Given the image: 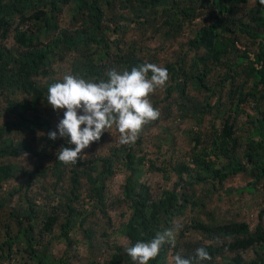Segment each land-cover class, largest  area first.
<instances>
[{"label": "trees", "instance_id": "trees-1", "mask_svg": "<svg viewBox=\"0 0 264 264\" xmlns=\"http://www.w3.org/2000/svg\"><path fill=\"white\" fill-rule=\"evenodd\" d=\"M248 1L182 0L179 2L172 0L169 3V0H0V39L6 38L13 29L14 39L21 48L20 51H11L0 43V90L18 91L26 96H34L36 103L48 102L49 86L40 88L35 80L50 76L52 73L50 62L58 54L55 51L59 48L56 40L44 43L42 36L52 26V19L65 4H75L74 18L76 22L81 23L82 31L72 37L63 36V44L66 46L64 49H73L78 54L72 67L74 73L95 82L108 78L104 67L95 64V61L104 63L103 60L111 54V38L108 36L110 30L105 29L106 22H104L107 9L122 7V9L130 10L137 18H141L148 5L154 9L159 6L160 11L154 12L155 17L152 23L155 19L165 18L164 24H167L169 28L167 32L174 35L180 32L186 22L190 23L200 18L211 20L210 23L201 26L195 37L187 42L188 51L165 66L169 73L168 91L176 92L178 95L175 104L180 107L178 111L180 120L196 117L200 122L207 115H214L216 119L221 120L218 128L214 124L216 119L210 123L213 139L209 153L201 150L199 154H195L191 161L193 169L183 164L177 165L174 170L177 177V189L163 193L157 200L152 197L149 188L139 182V170L135 162L137 159L134 150L142 144L141 137L146 124L135 143L123 144L122 148L115 151L109 158L100 159L101 173L98 172L94 163L82 161L79 158L77 164L65 165L58 161L56 155L54 165L51 167L55 185L59 187L68 178L71 186L63 202L51 212V216L44 218L42 234L52 230L60 215H64L65 224L62 229L65 233L77 223L83 222L80 203L84 180L88 185L87 197L95 203L97 209L104 211L107 182L117 170L122 168L130 174L122 196L131 212L127 223L123 226V233L131 246L140 241L147 242L157 232L169 228L173 220L182 216L189 206L201 207V203L195 199L196 194L190 191L195 184L208 185L217 182V185L221 186L229 176L247 173L255 182H262L264 187V5L260 3V0H254V12L249 17L247 15V18H237V8L247 4ZM136 6L137 11L133 10ZM149 25L151 26V23ZM110 27V24L107 25V28ZM121 28L119 24H116L114 33ZM243 38L249 39L257 46L252 60L246 51L239 52L234 46L235 43L242 44ZM187 52L194 55L188 59ZM120 57L122 58V54ZM142 63H144L142 59L130 53L125 58L123 67L130 71L133 66H139ZM104 64L107 66L105 69L110 68L109 64ZM218 65L224 68L223 75L214 86H211L206 81V77L211 67ZM226 82L229 86L224 85ZM190 84L194 85L197 91L207 92L208 95L204 96L202 101L188 104L190 101L187 100L185 92ZM215 92L219 94V97L212 102L209 98ZM245 106L251 107L253 115L244 114ZM30 109L32 113L36 112L31 106ZM12 115L17 116L20 124L31 132H45L50 147L52 149L57 147L47 135L52 131L49 120L41 121L39 117L28 120L16 113ZM240 116H244V122L241 124ZM13 129H15L14 124L10 125L6 131L0 132V139ZM238 133L243 136L245 142L241 156L243 162L235 156L237 150L241 148ZM59 146L60 148L75 147L67 143V138ZM25 154L38 160L44 157L43 153L16 148L8 140L3 141L0 147V160ZM209 156L216 160L224 157L229 161L228 165L217 169L215 163L207 159ZM143 161L144 158L138 160L141 164ZM158 171L163 172L159 169ZM192 172H196L195 178L191 176ZM0 174L4 180L8 177L5 168H0ZM33 177L32 173L28 174L27 187H30ZM247 190L252 192V188ZM263 215L264 208L261 211V217ZM33 216L31 205L28 206V211H20L16 215L11 213L10 217L16 219L22 235L11 237L6 233L3 246L7 247L8 253L11 251L19 255L24 253L29 262L47 264L45 251L36 250ZM186 230L198 232L209 244L189 247L188 251L180 248L178 244L175 247L165 244L150 264H165L170 250L173 254L179 252L185 258L194 257L196 249L200 247H204L211 256V260L202 261L201 264H214L226 254L234 255L231 262L227 264H243L241 253L256 246H264V225H259L254 231H250L248 225L243 222L213 226L196 222ZM20 239L26 244L22 252L13 250L15 242ZM2 249H0L2 252L0 259L4 255ZM128 260V255L118 248L108 264H122ZM256 263L264 264V257Z\"/></svg>", "mask_w": 264, "mask_h": 264}, {"label": "rangeland", "instance_id": "rangeland-1", "mask_svg": "<svg viewBox=\"0 0 264 264\" xmlns=\"http://www.w3.org/2000/svg\"><path fill=\"white\" fill-rule=\"evenodd\" d=\"M175 1L181 2L182 0ZM171 2L172 0H169V3ZM254 6V0H249L247 4L239 6L236 17L247 18V15L249 17L254 12ZM133 10L137 11L138 7L136 6ZM155 11H160V7L154 9L148 5L142 17L137 18L130 10L122 9V7L106 10L104 22H106L105 29L110 30L108 36L111 38V54L103 61L109 64L110 68L105 69L107 66L104 63L95 61L99 67H104L105 75L112 68L124 70L123 62L130 53L136 54L144 62L165 67L167 64L173 63L177 56H183L182 54L188 51L187 42L195 37L201 26L211 22L210 19L204 18L195 19L190 23L186 22L180 32L174 35L167 32L169 28L167 24H164L165 18L155 19V22L152 23ZM74 14V3L63 5L52 19V26L42 36L44 43L56 40L59 48L55 51L58 54L50 62L52 70L50 76L35 80L40 88L61 81L66 74L79 76L74 73L72 68L78 54L73 49H64L66 46L62 40L65 35L72 37L82 31L81 23L75 21ZM109 24L111 27L107 28ZM116 24L122 28L114 33ZM0 43L11 51L21 50L14 39L13 29L6 38L0 39ZM234 46L239 52L246 51L250 60L253 59V55L257 51L256 44L246 38L242 39V44L235 43ZM187 53L188 59L194 55V53ZM120 54H122V58ZM223 70L222 65L211 67L206 77L208 84L214 86L221 79ZM224 85L229 86V83L226 82ZM169 86L170 83L167 81L166 86L158 88L150 95L149 99L153 106L159 110L160 115L158 119L146 124L141 137L142 144L134 150L137 159L135 162L139 170V182L149 188L155 200L159 199L163 193L177 189V177L174 173L177 165L183 164L193 169L191 164L193 156L199 154L201 150L209 153L213 139L210 123L217 118L214 115H207L200 122L196 117L180 120V115H178L180 107L175 104L178 95L176 92L170 93ZM185 93L187 100L190 101L188 104L202 101L203 97L208 95L207 92L197 91L192 84L187 86ZM218 97L219 94L215 92L209 100L214 102ZM30 106L36 111L35 113H32ZM243 110L246 112L244 114L253 115L250 106H245ZM64 111L54 110L48 103H36V97L31 95L26 96L18 91L0 90V132L6 131L12 124L15 125V129L2 136L0 147L3 141L8 140L16 148L30 149L35 153L44 154L40 160L28 154L20 157H5L0 160V168H5L8 176L4 180L0 174V249L3 247L4 252L0 264H35L29 262L24 253L21 255L16 254L15 251L8 253L7 247L3 246L6 233L11 237L22 235L16 219L10 217V214L16 215L20 211H28L29 205L32 206L34 212L33 237L37 244L36 250L45 251L47 264H108L113 255L117 253L118 248L126 253L125 249L131 246L123 233V226L131 214L128 204L123 201L122 196L130 174L123 168L117 170L116 174L107 182L104 211L97 209L95 203L87 197L88 185L84 180L80 203L83 222L77 223L69 232L65 233L62 229L65 224L64 215H60L52 230L42 234L44 218L51 216V212L57 208L59 203L63 202L64 196L68 195L71 186L70 181L66 178L64 183L57 187L51 171L54 158L60 149L59 145L65 139V137H60L58 132V124L63 118ZM12 113L22 115L28 120H33L35 117H39L41 121L49 120L51 130L57 132V139L53 140L57 147L55 149L50 147L45 132H31L21 125L18 117H14ZM216 120L214 124L218 128L221 120ZM243 122L244 116H240L239 123ZM238 136L241 148L237 150L235 156L240 162H243L241 156L245 142L240 133ZM119 140L120 133L113 125L111 129L102 134L98 141L91 143L83 150L80 159L94 163L98 172L101 173L100 159L109 158L115 151L121 149L123 144ZM141 158H144L142 164L138 162ZM207 159L212 160L217 169L228 165L229 162L224 157L216 160L209 156ZM29 173H32L34 177L30 187H27ZM195 175L196 172L191 173L193 178ZM250 188H252V192L247 190ZM190 191L196 194L195 199L201 203V207L192 208L189 206L182 216L173 220L169 227L175 230V245L178 244L186 251L189 250V247L209 244L198 232L186 230L196 222L206 226L243 222L248 225L250 231H254L259 225H264V215L261 217V211L264 208V187L262 182H255L247 173L229 176L221 186H218L217 182L208 185L195 184ZM240 191L242 193H239ZM25 247L26 244L20 239L15 242L13 250L17 249L22 252ZM170 255H173L172 250L166 257L165 264H168ZM233 257L234 255L226 254L214 264H227ZM241 257L243 264H259L256 261L264 257V246H256L243 252ZM128 259L122 264H136L130 256Z\"/></svg>", "mask_w": 264, "mask_h": 264}, {"label": "clouds", "instance_id": "clouds-1", "mask_svg": "<svg viewBox=\"0 0 264 264\" xmlns=\"http://www.w3.org/2000/svg\"><path fill=\"white\" fill-rule=\"evenodd\" d=\"M260 3L264 5V0ZM106 75L107 80L95 82L66 74L61 81L48 87L47 103L54 110H65L58 124L59 136L67 138L69 145H75L74 148L62 146L58 150V161L65 165L77 164L83 150L98 141L113 125L120 133L121 144L135 143L144 125L160 115L149 97L158 88L166 86L169 73L165 67L145 61L130 71L112 68ZM47 135L52 140L57 139L56 131ZM175 243V230L167 228L147 242H137L125 251L136 264H150L165 244L175 247ZM205 260H211V256L200 247L191 258H185L179 252L170 255L168 264H201Z\"/></svg>", "mask_w": 264, "mask_h": 264}]
</instances>
